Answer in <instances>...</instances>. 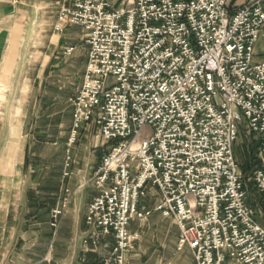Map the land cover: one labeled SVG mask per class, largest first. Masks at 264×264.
Returning <instances> with one entry per match:
<instances>
[{"label": "built area", "instance_id": "1", "mask_svg": "<svg viewBox=\"0 0 264 264\" xmlns=\"http://www.w3.org/2000/svg\"><path fill=\"white\" fill-rule=\"evenodd\" d=\"M66 25L81 27L87 60L63 176L82 130L93 126L106 146L82 239L111 236L97 264H127L140 237L129 221L154 210L175 221L192 264H264V224L234 151L240 130L254 135L250 180L264 198V0H68L55 26ZM69 200L51 209L54 228Z\"/></svg>", "mask_w": 264, "mask_h": 264}, {"label": "crops", "instance_id": "2", "mask_svg": "<svg viewBox=\"0 0 264 264\" xmlns=\"http://www.w3.org/2000/svg\"><path fill=\"white\" fill-rule=\"evenodd\" d=\"M245 1L231 0L236 4ZM67 2L0 0V264H97L112 247L110 235L102 236L98 245L85 247L82 242L93 230L85 222L87 206L100 190L89 179L106 147L93 126L82 130L87 131L93 150L82 156L81 144L73 146L71 174H62L72 121L70 98L81 84L87 60L81 27L55 26L60 5ZM47 31L51 35L48 44ZM39 39H44L39 56L43 55L45 68L28 76V53ZM67 46L74 48L64 54ZM51 75L55 78L47 81ZM30 80L33 108L29 104L32 96L27 106L19 104L25 82ZM36 101H42L38 110L43 106L48 109L49 105L54 112L58 108L68 129L62 134L64 147H54V160L50 159L51 151L39 150L32 143L31 118L38 106ZM91 154L95 155L90 159ZM65 196L69 203L54 228L50 225L51 209ZM154 200L149 197L147 205L152 206ZM129 224L131 233L138 231L140 237L127 255V264H150L153 257L149 252L155 246L162 248L160 262L164 260V264H192L188 248L176 249L179 228L171 217L154 210L147 221L138 220L143 229Z\"/></svg>", "mask_w": 264, "mask_h": 264}, {"label": "rangeland", "instance_id": "3", "mask_svg": "<svg viewBox=\"0 0 264 264\" xmlns=\"http://www.w3.org/2000/svg\"><path fill=\"white\" fill-rule=\"evenodd\" d=\"M116 4H119V1L116 2ZM51 37L49 31H47V39H48V43L49 42V38ZM37 44H35L34 46H32L30 48V53H28V57L27 60L28 62V66H26V70H28L25 74L30 76L32 73H39L41 71V69L44 67L43 66V61H44V57L41 54V56H39V53L43 52V43H44V39H39L36 41ZM264 44V32L262 37L259 40V49L261 54L264 53V49H263V45ZM48 51L47 53L49 54V46L47 47ZM45 68V67H44ZM30 74V75H29ZM40 78V77H39ZM54 75H51V77H47L46 80L47 81H53L54 79ZM26 85L23 89V95L19 104H24L25 106L28 105V99L31 98V101L29 102L31 108H33L34 105V92L32 89V80H30V83H28V81L25 82ZM72 84H70L71 86ZM43 88H41L42 90ZM48 90V88H47ZM62 99V98H61ZM38 103V106H35L33 113L34 115H32L31 121H32V135H33V139H32V143L34 146H37L36 148L39 150H46L48 153L51 151L52 156H50L51 160H54V147L57 146H62V148L64 147V143H65V139L62 138V134H64L65 131H67L68 129L65 128V123L63 124L61 116L59 115V111L58 108H55V112L54 109L52 107V110L49 109V107L51 108V106H48V109H44V106L42 109L38 110L39 108V103L41 104L42 101H36ZM52 102H57V99H52ZM38 107V108H37ZM32 110L30 112H32ZM87 131H82L80 133V139L77 140V142L74 144L75 145H79L81 144V154L82 156L84 154H86L87 151H92L93 147H91V141L90 139H87L86 135H87ZM52 141H56V143H52ZM256 141H255V137L253 134L249 133L247 130L242 129L239 132L238 138L235 141L234 144V151L236 158H237V162L238 165L240 167L241 172L244 174L246 181V185H247V190L249 193V201L255 205L256 208V214H257V218L258 220L264 224V199L262 197V195H259V193L254 189L251 180H250V176H251V171L257 161V147H256ZM93 153V152H92ZM95 154H91L90 159L92 158V156ZM49 159V158H48ZM98 160V159H97ZM96 160V161H97ZM87 161V157L85 156L84 158V162ZM244 169H243V168ZM129 226H131L132 228H136L138 230L143 229L142 225L138 224V220L132 218L130 220V224ZM188 250V249H187ZM180 251V250H179ZM164 255L162 248H160L159 246H155L154 250L149 252V256L150 258L153 257V260L150 264H164V260H162V262H160L161 257Z\"/></svg>", "mask_w": 264, "mask_h": 264}, {"label": "trees", "instance_id": "4", "mask_svg": "<svg viewBox=\"0 0 264 264\" xmlns=\"http://www.w3.org/2000/svg\"><path fill=\"white\" fill-rule=\"evenodd\" d=\"M243 168V167H242ZM244 169V168H243ZM264 199V198H263Z\"/></svg>", "mask_w": 264, "mask_h": 264}]
</instances>
